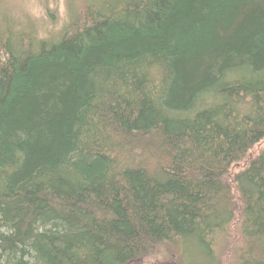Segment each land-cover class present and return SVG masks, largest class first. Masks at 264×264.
<instances>
[{
	"label": "trees",
	"instance_id": "obj_1",
	"mask_svg": "<svg viewBox=\"0 0 264 264\" xmlns=\"http://www.w3.org/2000/svg\"><path fill=\"white\" fill-rule=\"evenodd\" d=\"M67 7L0 0V264H264V0Z\"/></svg>",
	"mask_w": 264,
	"mask_h": 264
},
{
	"label": "rangeland",
	"instance_id": "obj_2",
	"mask_svg": "<svg viewBox=\"0 0 264 264\" xmlns=\"http://www.w3.org/2000/svg\"><path fill=\"white\" fill-rule=\"evenodd\" d=\"M11 2L14 9V14L18 19L21 13H28L30 16L38 20L41 36L56 37L60 35L62 28L68 18L67 0H7ZM55 39H58L55 38ZM244 162H240L238 165L232 167V172L235 173L242 169ZM236 221V220H235ZM234 221L233 235L237 236V223ZM236 227V228H235ZM230 241L234 244V247L239 244L233 237H230ZM224 250L220 254L217 252L220 260L214 261V259H208L206 249L203 246H199L195 240H189L185 244H168L154 253H152L143 264H224L233 262L236 257L231 248Z\"/></svg>",
	"mask_w": 264,
	"mask_h": 264
}]
</instances>
